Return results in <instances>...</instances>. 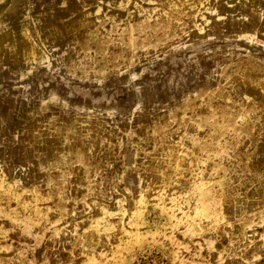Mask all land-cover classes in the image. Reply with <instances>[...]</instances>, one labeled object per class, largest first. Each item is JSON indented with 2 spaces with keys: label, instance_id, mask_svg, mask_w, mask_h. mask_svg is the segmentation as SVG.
Here are the masks:
<instances>
[{
  "label": "rangeland",
  "instance_id": "obj_1",
  "mask_svg": "<svg viewBox=\"0 0 264 264\" xmlns=\"http://www.w3.org/2000/svg\"><path fill=\"white\" fill-rule=\"evenodd\" d=\"M0 264H264V0H0Z\"/></svg>",
  "mask_w": 264,
  "mask_h": 264
}]
</instances>
